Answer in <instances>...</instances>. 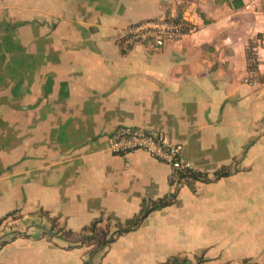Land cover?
Listing matches in <instances>:
<instances>
[{"label": "crops", "instance_id": "1", "mask_svg": "<svg viewBox=\"0 0 264 264\" xmlns=\"http://www.w3.org/2000/svg\"><path fill=\"white\" fill-rule=\"evenodd\" d=\"M169 17L191 31L121 50ZM121 125L230 174L174 187L146 151L112 153ZM174 193L108 246L81 241ZM0 221V264H264V0H0Z\"/></svg>", "mask_w": 264, "mask_h": 264}, {"label": "built area", "instance_id": "2", "mask_svg": "<svg viewBox=\"0 0 264 264\" xmlns=\"http://www.w3.org/2000/svg\"><path fill=\"white\" fill-rule=\"evenodd\" d=\"M191 26L189 19L184 17L139 21L128 26L119 41V46L123 52H129L136 44L150 45L155 50H160L170 42L181 40L191 31ZM246 82L253 85L257 83V80L250 77ZM110 149L115 155L137 150L146 151L170 167V182L173 186H180L193 180L191 176H188L190 169L183 159V146L170 143L162 132L121 125L110 136ZM3 240L0 238V242Z\"/></svg>", "mask_w": 264, "mask_h": 264}, {"label": "trees", "instance_id": "3", "mask_svg": "<svg viewBox=\"0 0 264 264\" xmlns=\"http://www.w3.org/2000/svg\"><path fill=\"white\" fill-rule=\"evenodd\" d=\"M234 6L240 7L242 5V0H233ZM176 19H181V17H176ZM230 174V171L227 167H224L217 171L213 178L210 177L207 173H202L195 170H188V176H191L194 180L200 181H209L211 179H219L223 176ZM176 198V194H171L157 200H144L142 203V208L138 214H136L132 219L127 220L124 223H120L117 226V229L114 232H110L109 228L107 229L100 226V223L103 221L102 218L94 220L89 227H86L82 232L81 241L84 243H90L92 241H98L100 247H106L111 242H113L119 235L129 232L136 229L143 220L153 211L161 209L162 207L170 205ZM1 224V221H0ZM7 241L3 240L0 242V247L6 244ZM86 264H90L89 261Z\"/></svg>", "mask_w": 264, "mask_h": 264}, {"label": "rangeland", "instance_id": "4", "mask_svg": "<svg viewBox=\"0 0 264 264\" xmlns=\"http://www.w3.org/2000/svg\"><path fill=\"white\" fill-rule=\"evenodd\" d=\"M179 185H176V186H174V187H178Z\"/></svg>", "mask_w": 264, "mask_h": 264}]
</instances>
